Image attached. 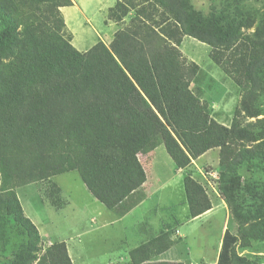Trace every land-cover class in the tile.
I'll return each instance as SVG.
<instances>
[{"label":"trees","instance_id":"trees-1","mask_svg":"<svg viewBox=\"0 0 264 264\" xmlns=\"http://www.w3.org/2000/svg\"><path fill=\"white\" fill-rule=\"evenodd\" d=\"M73 5L0 0V263L73 264L65 242L44 241L19 189L36 184L46 204L62 210L67 200L54 179L75 171L94 199L123 218L150 193L140 156L165 163L163 146L177 170L218 150L217 170L209 171L239 227L234 233L228 223L217 264H258L241 251L264 243V194L248 178L264 174V10L205 15L192 0H116L104 22L118 25L111 42L79 51L62 15ZM184 38L208 46L239 90L230 126L202 98L204 72L183 57ZM183 188L187 220L213 209L189 172ZM175 234L153 230L130 251V264H185L159 260L181 244Z\"/></svg>","mask_w":264,"mask_h":264},{"label":"rangeland","instance_id":"rangeland-1","mask_svg":"<svg viewBox=\"0 0 264 264\" xmlns=\"http://www.w3.org/2000/svg\"><path fill=\"white\" fill-rule=\"evenodd\" d=\"M115 2L116 0H74L73 6L62 10L69 30L66 36L71 39L70 36L73 35L72 44L76 49L87 51L100 40L107 41L109 32L114 28V30L118 29V25L114 22H108V27L104 24L108 10L115 5ZM192 3L195 9L205 15L221 10L230 15L233 13L235 16L255 14L259 10H264V0H192ZM133 14L135 13L132 12ZM181 52L187 62L197 64L204 72V81L200 86L203 91L202 98L209 103L211 115L224 125L230 126L234 111L241 101L239 90L232 80L227 78L211 61V50L205 44L191 38H184ZM195 87L191 86L192 89ZM160 149L165 157V163L159 158L151 166V171L148 173L150 192L157 188L161 180L167 178L173 170L175 171L173 162L163 146ZM218 153V150L207 153L196 162L197 166L203 172L210 169L217 170ZM208 165H211L213 169L210 166L207 168ZM248 178L259 182L256 191L263 196L264 174H255ZM54 181L62 186L63 198L67 200V205L62 210H56L47 205L44 195L39 193L36 184L18 190L26 215L38 227L44 241L46 243L65 242L74 264H117L116 259L122 257L125 248H129L128 242L123 241L121 237L125 234L124 230L122 231L120 224L110 225L109 228L106 227L107 229L101 228L102 224L99 225L94 219L95 214L99 222L106 223V218H112L114 214L93 198L77 172H67L55 177ZM212 181H214V188L208 187L207 192L214 203L215 210L212 214L196 220H186L185 215L188 212L184 205L185 197L181 178L180 180L177 178L164 191L155 194L142 207L140 216L143 222L151 225L148 227L150 232L159 230L163 224H167L169 228L177 230L178 235L175 234V237L182 239L181 244L177 245L173 252L161 256V261L216 264L215 260L224 235L223 225L226 223L228 227L231 217L217 184L218 175L214 176ZM251 203L248 198L247 205ZM98 213L101 214L98 215ZM136 220L137 218L128 220L126 224L130 225L128 234L144 227ZM231 222L236 226L233 232L237 233L238 223ZM134 224L139 226L135 227ZM10 249L11 245L6 248L8 257ZM241 255L248 256L251 261H256L258 264H264V243H253L250 248L241 251ZM0 264H11V258Z\"/></svg>","mask_w":264,"mask_h":264},{"label":"crops","instance_id":"crops-1","mask_svg":"<svg viewBox=\"0 0 264 264\" xmlns=\"http://www.w3.org/2000/svg\"><path fill=\"white\" fill-rule=\"evenodd\" d=\"M115 29V28H114ZM113 29V31L111 32L112 34L113 33H115L116 32V30H114ZM118 30V29H117ZM111 36L112 35H107V37H108V40L106 41L107 43H110L111 42V40L113 39V38H111ZM113 37V36H112ZM211 152V151H210ZM209 153V152H208ZM207 154V153H206ZM206 154H204L203 156H205ZM202 156V157H203ZM218 156H219V153H218ZM153 156L152 155H149V156H147V157H145V156H140V162H141V164L143 165V168H144V170L146 171V173H147V181H146V183L143 185V189H145V191L146 192H148L149 191V186H150V180H149V178H148V173H149V171H151V166H152V161H151V158H152ZM202 157H200V158H202ZM199 158V159H200ZM198 159V160H199ZM198 160H196V161H194V162H192V164L187 168V169H184V170H177L176 168H175V171L173 170V172L172 173H170L169 174V176L167 177V178H165V179H163V180H161L160 181V183H159V185L157 186V188L155 189V190H153V192H150L149 194H147V198L139 205V206H137L134 210H132L129 214H127L125 217H123V218H117L115 215V217L114 216H112V218H106V223H102V222H99L98 220H97V218H95L97 215H95L94 214V219H96V222H98L99 223V225H101V228H109V226L110 225H113V224H120V227H121V229H122V231L124 230V233L125 234H123L121 237H122V239H123V241H125V242H128V246H129V248H125L124 249V254H122V257H123V259H122V257H120V258H117L116 259V261L118 262L117 264H130V258H129V253H130V251L131 250H133L138 244H141V243H144L145 241H147L148 240V234L149 233H151L150 231H149V229H148V227L149 226H151L149 223H147V222H143V219H142V217L140 216V212H141V209H142V207L149 201V200H151V198L155 195V194H157V193H159V192H162V191H164L165 189H167V187L168 186H170V184L172 183V182H175V180L177 179V178H179V180H180V178H181V182H182V184H183V176L185 175V173H191L192 174V177L194 178V179H196L199 183H201V184H203L204 185V187H205V189L206 190H208V187H213L214 188V181H212L213 179H214V176H216V173L214 172V171H208V172H203L202 170H201V168H199L198 166H197V164H196V162L198 161ZM205 167V166H204ZM197 176H198V178H197ZM200 179V180H199ZM209 194V193H208ZM184 197H185V193H184ZM212 201V200H211ZM154 204H156V203H154ZM184 205L186 206V209H187V212H188V206H187V203H186V199H185V203H184ZM212 205H213V209L211 210V211H209V212H207V213H205L204 215H202L201 217H203V216H206V215H209V214H212L213 213V211L215 210V206H214V203H213V201H212ZM99 214H101V213H98V215ZM185 215V214H184ZM186 216V220L188 219L187 217H188V213L185 215ZM201 217H199V218H201ZM130 218H137V220L136 221H139L141 224H143L144 225V227L143 228H140V229H138V230H136V231H134V232H132V233H127V231H128V229H129V226L130 225H126L127 224V222H128V220H130ZM93 219V220H94ZM198 219V218H197ZM194 220H196V219H194ZM133 226H135V227H138L136 224H134ZM166 227V229L168 230L169 229V226L167 225V224H163L162 225V228H165ZM106 228V229H107ZM226 228H227V226H226V223H224V225H223V232H225V230H226ZM159 232H161V231H159ZM158 232V233H159ZM173 250H175V249H171L170 251H168L167 253H170V252H172ZM219 250V249H218ZM219 253H220V251H218V255H219ZM166 254V253H165ZM217 255V256H218ZM160 259H161V257H160ZM159 259V260H160ZM189 259V258H188ZM190 260V259H189ZM72 261H73V259H72ZM217 261H218V257H216V260H215V262H216V264H217ZM168 262H177V261H172V260H170V261H168ZM73 264H74V261H73ZM108 264H111V263H108Z\"/></svg>","mask_w":264,"mask_h":264}]
</instances>
